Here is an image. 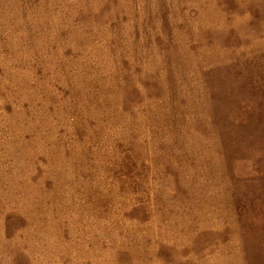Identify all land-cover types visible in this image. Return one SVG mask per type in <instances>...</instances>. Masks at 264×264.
Wrapping results in <instances>:
<instances>
[{"label":"rangeland","instance_id":"rangeland-1","mask_svg":"<svg viewBox=\"0 0 264 264\" xmlns=\"http://www.w3.org/2000/svg\"><path fill=\"white\" fill-rule=\"evenodd\" d=\"M0 264H264V0H0Z\"/></svg>","mask_w":264,"mask_h":264}]
</instances>
